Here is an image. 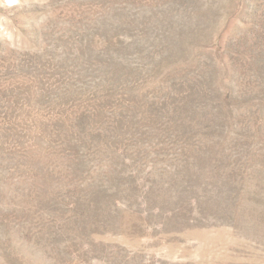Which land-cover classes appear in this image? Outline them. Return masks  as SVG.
Instances as JSON below:
<instances>
[{
	"label": "rangeland",
	"instance_id": "1",
	"mask_svg": "<svg viewBox=\"0 0 264 264\" xmlns=\"http://www.w3.org/2000/svg\"><path fill=\"white\" fill-rule=\"evenodd\" d=\"M0 264H264V0H0Z\"/></svg>",
	"mask_w": 264,
	"mask_h": 264
}]
</instances>
